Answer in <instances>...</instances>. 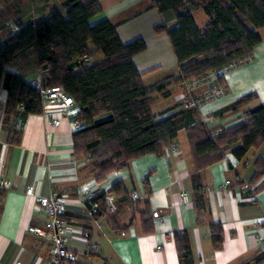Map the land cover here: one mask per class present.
<instances>
[{
	"label": "crops",
	"instance_id": "0c3cea01",
	"mask_svg": "<svg viewBox=\"0 0 264 264\" xmlns=\"http://www.w3.org/2000/svg\"><path fill=\"white\" fill-rule=\"evenodd\" d=\"M97 1L101 10L90 18L91 23L108 18L116 24L123 42L137 37L145 41V48L133 56L144 85L178 73L167 31L155 29L160 23L167 28L176 24L172 9L161 10L150 0ZM53 8L65 15L66 8L60 0H0V43L18 31L16 26L48 16ZM192 12L203 30L207 22L204 11L196 7ZM258 31L261 41L253 47L250 58L225 73L223 82L219 80L226 87L224 94L197 107V120L212 134L264 103V26ZM100 52L89 54L87 64ZM103 59L100 55L97 62ZM36 61L34 51L20 63L21 69L12 65L7 68L22 73L27 82L41 75L47 78L48 70ZM211 86L202 83L194 92L201 94ZM185 87V81L178 80L167 86V95L150 93L152 112L171 109L167 112L170 114L186 108ZM250 92L257 94L255 100L236 110L229 108L238 97ZM7 97V89L1 86L0 176L8 179L10 186L0 187V264L18 260L22 264H50V242L30 233L28 226L45 224L46 210L37 199L53 189L65 201L67 245L73 253V259L63 264H179L174 232L184 230L190 235L194 264H264V175L251 183L253 190L242 189L234 182L236 173L251 182L254 160L264 156V141L240 158L233 152L237 144L226 145L222 159L199 167L187 130L181 128L174 138L178 151L169 144L160 153L134 157L126 166L96 180L87 158L73 152L76 130L72 122L76 112L61 117L58 125L48 122L44 110L31 113L18 106L6 115ZM48 106L57 107L55 103ZM226 179L233 182L225 187ZM117 181L125 188L121 195L110 191ZM29 186L34 187V195L26 193ZM85 188L109 191L104 200L114 209L91 218ZM134 192L138 195L135 198ZM200 196L203 205L199 208ZM147 203L153 217L145 225L142 211ZM212 222L221 223L223 229L218 248L210 236Z\"/></svg>",
	"mask_w": 264,
	"mask_h": 264
},
{
	"label": "trees",
	"instance_id": "16d2710c",
	"mask_svg": "<svg viewBox=\"0 0 264 264\" xmlns=\"http://www.w3.org/2000/svg\"><path fill=\"white\" fill-rule=\"evenodd\" d=\"M150 1L161 10L172 9L175 13L174 26L167 28L160 23L155 29L167 31L179 71L149 86L144 85L143 74L133 61V56L145 48V41L137 37L123 42L116 24L108 18L91 23L90 18L101 10L97 0H60L66 8L65 15L53 8L48 16L24 24L0 43V87L8 91L5 114L9 115L18 106L25 112L43 111L39 89L27 82L22 73L7 68L12 65L21 69L20 63L35 51L36 62L40 67L46 64L49 73L44 84L62 85L79 107L74 118L81 122V127L73 133V152L87 158L96 180L126 166L134 157L160 153L181 128L187 130L199 167L222 159V148L226 145L237 144L233 152L240 158L249 148L259 147L264 141V103L212 134L197 120V107L187 106L170 114L167 112L171 109L153 113L149 95L155 91L167 95V86L172 82L188 80L250 56L253 47L261 41L258 29L264 26V0ZM196 7L207 16L203 30L192 12ZM96 51H101L104 59L88 65L83 55ZM75 59L81 64L68 68V63ZM224 77L219 76V80L223 82ZM256 98V93H246L229 108L236 110ZM254 167L250 183L264 175V156L254 160ZM110 191L121 195L125 188L117 181ZM96 192L103 209L104 195L109 191ZM201 198L197 200L199 208L203 205ZM152 217L147 203L142 211L145 225ZM210 236L215 247L222 245L221 223H211ZM174 238L179 264H194L189 232L175 231Z\"/></svg>",
	"mask_w": 264,
	"mask_h": 264
},
{
	"label": "built area",
	"instance_id": "2783aa9c",
	"mask_svg": "<svg viewBox=\"0 0 264 264\" xmlns=\"http://www.w3.org/2000/svg\"><path fill=\"white\" fill-rule=\"evenodd\" d=\"M23 25L24 24L16 26L15 30H19ZM88 57L89 55L87 54L83 55L84 59ZM249 58L250 56L232 60L217 69L188 79L185 82L186 89L184 93L186 105L200 107L203 103L224 94L226 87L219 82V76L224 75L232 67L247 61ZM201 83H210L212 86L201 94H194V88ZM31 84L36 86L40 91L43 110L47 114L48 122L58 125L61 121V117L69 114L73 115L74 112L79 110L74 98L67 93L62 85H46L44 84V77L42 75L33 79ZM52 103H55L57 107L51 108L48 106ZM72 123L75 130L81 127V122L77 118H74ZM170 146L175 151L179 150V145L175 140L170 143ZM232 182L231 179H226L224 186L226 187ZM234 182L242 189H254V186L239 173L235 174ZM9 186L10 181L0 176V187L8 188ZM26 193L34 195V187H27ZM83 194L86 201L87 212L91 218H95L101 211H103V213H109L114 209L113 205L109 202H106L102 209L100 200L97 197V192L92 188H85ZM137 196L135 192L132 194L134 198ZM37 201L45 208L47 219L44 225H29L28 231L50 242V264H63L65 260L73 259V253L67 245L69 225L64 216L65 201L63 197L57 190L53 189L49 194L39 196ZM123 233L124 232H122V234ZM261 251L264 252V244ZM14 264H22V262L18 260Z\"/></svg>",
	"mask_w": 264,
	"mask_h": 264
},
{
	"label": "rangeland",
	"instance_id": "374dc122",
	"mask_svg": "<svg viewBox=\"0 0 264 264\" xmlns=\"http://www.w3.org/2000/svg\"><path fill=\"white\" fill-rule=\"evenodd\" d=\"M100 55H102V56H104L103 55V53L102 52H100L99 54H94L93 56H92V58L88 61V64H93V63H96L97 62V60L100 58ZM193 78V77H192ZM191 79V78H190ZM181 81H183V80H181ZM185 82L187 81V80H184ZM202 84V83H201ZM185 85H186V83H185ZM200 85V84H199ZM198 86V85H197ZM196 86V87H197ZM196 87L194 88V90L196 89ZM185 89H186V87H185ZM185 93V92H184ZM193 93L195 94V92L193 91ZM183 101H184V103L185 104H187L186 103V100H185V97H184V94H183ZM188 106V105H187ZM65 212V211H64ZM66 261V260H65Z\"/></svg>",
	"mask_w": 264,
	"mask_h": 264
},
{
	"label": "water",
	"instance_id": "95a60500",
	"mask_svg": "<svg viewBox=\"0 0 264 264\" xmlns=\"http://www.w3.org/2000/svg\"><path fill=\"white\" fill-rule=\"evenodd\" d=\"M80 64H81V61L78 60V59H75V60L71 61L70 63H68L67 67L68 68H75V67H77ZM43 67L45 68L46 67V64H44Z\"/></svg>",
	"mask_w": 264,
	"mask_h": 264
}]
</instances>
